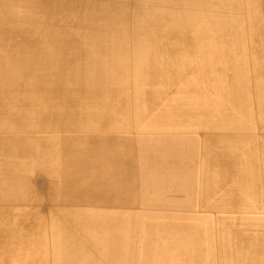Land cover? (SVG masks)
Returning <instances> with one entry per match:
<instances>
[{
  "label": "rangeland",
  "instance_id": "obj_1",
  "mask_svg": "<svg viewBox=\"0 0 264 264\" xmlns=\"http://www.w3.org/2000/svg\"><path fill=\"white\" fill-rule=\"evenodd\" d=\"M22 3V0L10 3L0 0V36L4 35L3 30L21 28L24 29L22 37L27 40L26 32L34 34L42 28V20L37 19L36 24L30 22L31 18H37L40 14H29ZM68 3V6L57 9L58 15L54 16L55 33L65 39H78V49L73 54L78 53L82 61H70L68 66L63 67V74H69L65 75V80H61L60 75L51 76L50 72L48 75L40 74L37 64L30 72L31 63L27 59L30 53L12 56V42L0 38V109L13 112L23 110L26 116L33 115V111H41L46 100L39 98L43 97L42 90L46 92L47 84L51 83L55 85V90H59L56 93L61 94L64 89L70 91L69 97L75 111L80 113L85 107L81 106L89 103L91 105L87 109L92 111V116L97 107L103 108V115L115 118V125L101 130L69 128V131L62 133L46 129L34 131V135H15V132L8 130V133L0 135V138L7 140H0V147L6 152L0 153V193L5 198V207L14 208L15 205L18 213L22 209L25 210L22 212H28L30 207H46V201L41 202V198L32 202L16 200L25 190L42 191L45 180L54 181L59 190L64 189L62 134L68 138L67 148H71L78 147L76 138L84 132L89 138L91 135L100 140L107 138L110 152L107 149L99 157L105 163L103 169L94 173L85 170L86 178L82 180L73 171L70 172L72 178L93 180L95 188L102 187L104 195L112 190L110 188L115 191L117 187L118 199L114 203H105L101 199L97 203L101 205L94 207L83 202L70 204L75 205L72 207L76 211L75 224H78L81 233L84 230L89 235L90 250L87 252H90L88 259L91 264H107L110 260L101 251L103 242L120 246L119 264H144L153 256L163 259L165 264H259L264 260L262 255H254L248 248L245 252H239L237 244L234 248L238 252H220L216 244L211 246L209 252H187L185 249L191 235H198L197 230L204 231L203 236L200 235V243L206 245V228L211 226L214 229L213 223L217 217L226 219L234 226L233 238L236 232L238 234V228L242 227H246L251 234L264 233V209L258 208L260 203L250 199L244 188L242 193L237 192L241 198L238 213L211 211L216 198L214 193L207 195L203 192L207 175L203 171L205 154L201 152L204 137L212 141L204 145H210L214 150L222 149L223 144L230 140L234 142L237 153L242 151L241 145H246L252 138L257 141V158H263L264 0H70ZM80 16L83 21H86L85 17H91L90 25L72 29L71 20ZM61 18L68 19L67 26ZM169 40L189 44L193 50L184 56L186 62L182 64L185 75L174 77L175 80L165 88L161 83L165 76L158 78L159 84H153L148 75L158 67L153 50L162 48L161 45ZM42 49L50 51L47 46ZM73 54L72 49H68L67 58ZM83 61L98 64L100 71L95 77H82L85 74L79 73L77 64H85ZM88 65L93 67L92 64ZM172 67L178 70L177 63ZM54 69H57L56 65L51 71ZM84 69L86 74L90 72L87 64ZM235 81L240 83L238 104L233 98L236 93L228 95L229 91H234L232 86ZM67 83L68 87L65 85ZM125 103L130 106L128 121L111 117L120 114L119 109L123 110ZM3 122L1 119L0 127ZM242 136L246 139L244 142ZM119 137L131 140L135 153L131 160L124 161L119 169L114 170L109 162L112 157L115 159L112 153L117 149ZM175 140L181 147L188 140L199 142L197 153H184L176 158L172 148ZM17 143L32 148L35 153L33 157H37L34 163L28 155H17ZM150 146L158 151L157 156H146L144 149ZM22 163L35 169L30 184L13 182L17 171L11 167ZM185 163L192 164V173L184 171L189 166L184 167ZM176 164L179 166L174 169ZM7 165L10 168L2 170ZM127 184L133 192L126 199L122 192ZM190 185L195 189L192 194L184 191ZM227 191L222 189L219 194L232 193ZM10 197H15V202ZM208 198L210 200L207 202ZM263 199L261 203L264 204ZM251 204L256 208L250 207ZM38 215L41 225L48 224L45 210ZM248 221L254 224L245 225ZM94 224L97 225L95 229ZM14 225L8 231L12 239V231L15 235H30L27 228H18L17 223ZM44 229L39 234L44 248L40 251L41 257L22 249L15 250L9 253L6 264H29L30 261L33 264L37 258L41 264H48L49 234L46 233L48 229ZM109 231L114 235L112 242V236L106 240L109 239L106 237ZM257 239L260 240L259 237ZM80 240L75 237L71 244V252H76L73 256L76 264H80L81 259ZM144 244L155 252H143Z\"/></svg>",
  "mask_w": 264,
  "mask_h": 264
},
{
  "label": "bare ground",
  "instance_id": "obj_2",
  "mask_svg": "<svg viewBox=\"0 0 264 264\" xmlns=\"http://www.w3.org/2000/svg\"><path fill=\"white\" fill-rule=\"evenodd\" d=\"M2 1L4 3H10V1H14V0H2ZM22 1L24 2L22 3V5L28 8L26 10L29 12V14H37V13L40 14V16L37 18H31L30 22L36 24L37 19H39L42 20L41 23H43L44 25L34 34H30L29 32H26L25 34H27L26 35L27 40H24V37H22V35L24 34V29L19 28L12 30H3L2 34L4 35L0 36L1 40L12 42L11 46L13 47V49H11L10 51L12 56L20 57L22 53L24 54L30 53V58H27L31 63L30 72L34 69L35 64H37V71L40 74L44 73L48 75V72H50L51 76L60 75L61 80H65V75H69V74L68 73L63 74V67L68 66L70 64V61L78 60L80 58L78 57L79 56L78 53L73 54L76 51V49H78L77 46L79 43L76 42L78 41V39L77 40L65 39L64 37H59L55 33L56 26H55L54 16L58 15L57 9L61 6H68L69 5L68 2L70 0H22ZM89 18L91 17L87 16L85 17L86 21H83L82 20L83 17L80 16L79 19L75 18V20L73 21L71 20V22L73 23L71 24L72 29L78 28L79 26L80 28L88 27V25H90L91 22L90 21L91 19ZM61 21L66 26L69 23L67 18H61ZM165 42L166 43L164 45H161L162 48L153 50V57L156 59L158 67L154 68L153 72L151 70L148 76H150V78L152 79L151 82L153 84H159L158 78L165 76L163 82L161 83L163 87L167 88L170 85V83H172L175 80L174 77L177 76L182 77L185 75L183 73L184 67L182 63L186 62L184 60V56L187 54H191L193 47H191L189 44H184L183 42H174L171 40ZM225 44L229 45L228 42H225ZM43 46H47V48H50V51L47 52L46 50H43L42 49ZM68 49H72L73 55H71L72 57L70 58H67ZM184 50H188V51L185 52ZM79 60L82 61V59ZM83 62L85 64H77L79 65V73L85 74L82 77H85L86 75L90 77H95L98 74V70H99L98 64L92 61H86V62L83 61ZM176 63L178 66V70L172 67ZM86 64L89 67L88 71H90L88 72V74H86L84 69V65ZM88 64H92L93 67L91 68ZM54 65H56L57 69L51 71ZM116 67L117 66H115L114 68V73H116L115 71H117ZM30 72L28 73L30 74ZM201 73L208 76L207 73L204 71H202ZM68 84L69 83L65 84L66 87H68ZM230 85L231 84L229 83V86ZM54 87H55L54 84L49 83L45 88L46 92H43L42 90L43 97L41 96L39 99H45L46 103L44 104L43 108H41V111L39 110H38L39 112L37 110L33 111L34 112L33 115L26 116L23 110L13 112L11 110H6L4 108L0 109V121L1 119H3L5 122V123L3 122L2 126L0 127V135L6 134L9 131H12L11 133L15 132L14 133L15 135L21 133L27 135H31V134L34 135V131L41 132L46 129H52V131L58 130L61 131L60 133H62V131H69V128L81 131L83 130V128L86 127L88 129L97 128L99 130L109 129V127H114L113 125L115 124L113 122V119L115 118L110 119L104 116L103 114L105 113V110L103 108L97 107L94 112L95 114L92 116L91 115L92 111L87 109V107H90L91 104L87 103L86 105L81 106V107L84 106L85 107L79 113L73 109L74 106L72 105V102L69 97L70 91L64 89V91L60 94V93H56L59 92V90H55ZM232 87L234 91H229L228 95L231 96L233 95L231 93H236V95H234L233 98L236 100V104H238V96H239L238 91L240 88V83L238 81H235V84ZM88 96H92V94ZM56 101H58V104H56ZM122 107L123 110L119 109L120 114H115L111 117H118L120 118L119 120H123L127 122L128 111L130 106L127 103H125L122 105ZM20 108L22 107L20 106ZM36 112L38 113L36 114ZM79 137L76 138L78 147L67 148L68 138H66V136L62 134L61 160L63 159V162H65L62 165L63 171H65L64 173L65 184L63 185L64 189L59 190L57 188V184L54 181L52 182L50 180H45L44 187L43 189H41L42 191L30 192L28 190H25L24 192L21 193L19 199L16 200V201L28 200L29 202H32L34 200H39L41 198V202L42 200L46 201L47 204L46 207L45 206L30 207L28 212H22L25 211L24 209H22L21 212L18 213L15 211L16 210L15 205L14 208L5 207L6 203L4 204L3 202L4 196L2 195V193H0V264H6L8 259L10 258L9 253L14 252L15 250L22 249L23 252H31L34 256L41 257L40 251H42L44 248L40 243L39 234H41V229L44 228L48 229L46 233L49 234L48 241L50 244L48 246V249L50 251V262H48V264H76L74 263V259H73V256H75L76 252L75 251L71 252V244L74 243L75 237L76 239H81L80 241L82 242V245H79L81 251L79 252L81 255L80 264H91V262H89L88 259L90 252H87L90 250L89 248L90 246L88 244L90 242L89 235L88 233L85 234L84 230L83 233H81L78 228V224H75L74 219L76 218V216L74 212L76 211H73L75 208H72L75 205L72 206L70 204L83 202L91 207H94L96 205H101V203L97 204L101 201V199L105 203L107 202L114 203L116 202V200H118L116 198L117 187L115 188V191H113L114 188H110L112 190H109L108 193H105L106 195L105 196L104 194H102L103 193L102 187L99 189L95 188L96 185L94 184L95 182L93 183V180L85 179V181H79L77 179L72 178L73 176L70 174V172L73 171L77 172L78 176L82 180L83 178H86V176L84 175L85 170H91L94 173L97 172L100 168L103 169L105 167V163H102L103 161L101 159L99 160V157L103 156V153H106L107 149L110 152L108 145L109 141L107 138L106 140L104 139L100 140L98 137H95L93 135H91V137L89 138L86 134H84V132L82 136ZM242 137L244 142L246 139L244 138V136ZM204 139H205L204 144L212 143L210 138L204 137ZM0 140L2 142L7 141V140L5 141L3 138H0ZM89 140H91V142H88ZM177 141L178 140H175L174 143L172 144L173 146L172 148L174 151L173 153L176 156V158L182 157L184 153L185 154L197 153L199 142H195L194 140L192 141L188 140L185 146L181 147V144L179 142L177 143ZM101 143L103 144V146H101ZM204 144L201 148V152L205 154L204 156L202 155L204 157L203 171L206 173L207 179L206 182L204 183L205 188L203 192L206 193L207 195L209 194L213 195L214 193L216 198V199L214 198L216 204L212 205V208L214 209H211V211L212 212L233 211V213H238L237 209H239L241 205L240 204L241 198L237 192H232L225 195L223 193L219 194L220 190H216V188L212 189L214 186L218 185L219 183L216 182V180L220 181L224 179L225 182L230 179L233 180L234 184H240L243 186L242 188H244V192H246L254 202L261 203L264 197V152H262L263 154L262 160L258 159L256 155L257 153L256 139L251 138L248 140L246 145L242 144L241 145L242 151H240L239 153L236 152V146L234 142H231L230 140L224 143L222 149L220 150H214L213 148L210 147V145H204ZM147 148H148L147 150L144 149V153H146V156H150V157L157 156L158 151H154L155 148H151V146ZM16 149H17L16 150L17 155L18 154L21 156L28 155L32 157L33 163L34 160L37 159V157L35 158L33 157L35 153H33L32 148H30V146L28 145L25 146V144L21 145L17 143ZM0 153L1 154L6 153L3 147L2 148L0 147ZM134 153H135L134 145L132 144L131 140L128 139L124 140L119 137L117 149L116 151L114 150V152L112 153L115 159H113L112 157V159H110L109 162V164L110 163L112 164L111 168H114V170L119 169L124 161L128 162L129 159L131 160ZM112 154L110 155L112 156ZM184 157L187 158V156ZM191 163L190 165L188 163L184 164V167L189 165L186 168V170H184L188 174L192 173ZM178 166L176 164L173 167L174 169L175 168L177 169ZM158 167L161 168L160 166ZM9 168L10 166L8 167L7 165L5 167H2V170ZM11 168H14L15 171H17L15 180L13 181L15 184L19 182L30 184V179L32 177L33 170H35L34 167L22 163ZM182 175L185 174L182 173ZM1 184L2 181H0V185ZM127 185L125 187V190L122 192L126 195L125 197L126 199L129 198L131 196L130 193L133 192L132 187H129L130 185L128 186ZM128 187L130 189H127ZM194 190L195 189L192 187V185H190L189 188L184 189L185 192H189L191 194L194 192ZM10 198L11 201L15 200V197H10ZM210 198L206 199V201L208 202ZM43 210L46 211L45 216H46V222L48 224L41 225L40 224L41 217L38 215V213ZM29 217L30 220L28 221L27 219ZM16 223L18 225V228L19 227H23L25 229L27 228L28 231L30 232V235L24 236V234L22 235L16 233L17 235L16 236L15 232L12 231L13 234V239H12V235H10L8 231L12 226L15 227L14 224ZM94 226L95 229L97 225L94 224ZM213 227L215 228L213 229L211 226L206 228L207 232L211 228L210 232L208 233L206 232L207 234L206 239H208L206 243L208 245L207 244L204 246L201 245L200 235L203 236L204 231L197 230L198 235H195V237L194 234H192L193 232L191 233L192 235L191 238L189 239V244L185 250L187 252H206V251L209 252L211 246L214 244H216V247L219 248L220 252H236V249L234 248L235 244H237V247L239 249H241V247L243 248V251H239L238 249L239 252H245L246 248L250 249L251 252H256L261 248L257 238L250 239L252 234L246 229V227L245 228L242 227L239 229L236 224L235 227L238 228V234L236 232L234 238H233L234 226L226 219H221L217 217L215 223H213ZM106 228L111 230V228L108 225H106ZM44 231L46 230L44 229ZM112 234H113L112 231L108 232L106 237H108L109 239L106 238L107 241L110 240V236H112ZM113 238L114 235L111 237V242L113 241ZM113 244L111 245V243L109 244V242L108 243L103 242L102 245L100 246L101 251L105 252L106 258L108 259L110 258V260L108 261L109 264H119L121 262L120 261L118 262L117 258L118 256L120 257L119 252L122 251L120 250V246ZM142 249L143 252H151V253L155 252L154 249H151L146 244L142 246ZM188 254L192 257L191 253ZM32 263L41 264V260L37 258L36 261H33ZM29 264H31V261L29 262ZM144 264H165V262L163 259L153 256L152 259L145 260Z\"/></svg>",
  "mask_w": 264,
  "mask_h": 264
},
{
  "label": "crops",
  "instance_id": "obj_3",
  "mask_svg": "<svg viewBox=\"0 0 264 264\" xmlns=\"http://www.w3.org/2000/svg\"><path fill=\"white\" fill-rule=\"evenodd\" d=\"M260 160H262V159H260ZM233 177H235V176H233ZM216 182H219L218 183V185H216V190H224V191H226V189H228V191L229 192H239V193H242V185H240V184H234L233 183V180H228V181H224V179L223 180H216ZM221 182V183H220ZM227 191V192H228ZM245 197V196H244ZM250 198V197H249ZM251 199V198H250ZM264 200V199H263ZM259 204V203H258ZM250 207H253V208H256L255 206H253L252 204H251V206ZM258 208H263L264 209V204L263 203H260L259 204V206H258ZM221 219H223V218H221ZM246 219V218H245ZM244 219V220H245ZM251 221V220H250ZM250 221H248L245 225H247V224H254V223H252V222H250ZM244 225V226H245ZM259 237V242L258 243H260V246H261V248L258 250V251H256V252H253L254 253V255H256V254H260V256L262 255V257H264V233H260V232H258V233H253L252 235H251V239H255V238H258ZM256 241V240H255ZM239 251H243V248L241 247V249L239 250ZM236 252H238V251H236ZM257 264V263H256ZM259 264H264V260L263 261H259Z\"/></svg>",
  "mask_w": 264,
  "mask_h": 264
}]
</instances>
